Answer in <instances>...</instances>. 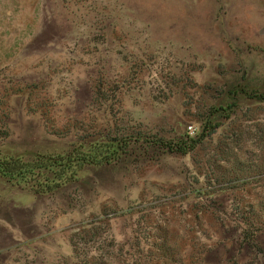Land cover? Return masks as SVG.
<instances>
[{
  "label": "rangeland",
  "instance_id": "rangeland-1",
  "mask_svg": "<svg viewBox=\"0 0 264 264\" xmlns=\"http://www.w3.org/2000/svg\"><path fill=\"white\" fill-rule=\"evenodd\" d=\"M9 157L0 264H264V0H0Z\"/></svg>",
  "mask_w": 264,
  "mask_h": 264
},
{
  "label": "trees",
  "instance_id": "trees-1",
  "mask_svg": "<svg viewBox=\"0 0 264 264\" xmlns=\"http://www.w3.org/2000/svg\"><path fill=\"white\" fill-rule=\"evenodd\" d=\"M136 141L138 139L136 138ZM127 144H118L117 149L123 151L125 150ZM192 145L190 144H185L180 146L177 144V146L174 148L171 147V149H176L177 151H184L187 148H190ZM92 160L94 159H104V158H97V157H90ZM86 158H73V160H66L65 163L62 164V166L66 167V171L69 172V177L73 176L76 172L74 165L78 163L80 160H85ZM107 159V158H106ZM109 161V160H108ZM56 162L50 161L49 158H36L31 161H25L22 160L21 158L18 157H9V158H4L0 160V175L11 178V179H16L18 177H26V176H33L35 170H41L42 168H48L53 165H55Z\"/></svg>",
  "mask_w": 264,
  "mask_h": 264
}]
</instances>
